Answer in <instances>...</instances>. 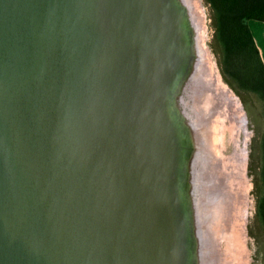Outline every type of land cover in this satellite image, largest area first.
<instances>
[{"label": "water", "instance_id": "obj_1", "mask_svg": "<svg viewBox=\"0 0 264 264\" xmlns=\"http://www.w3.org/2000/svg\"><path fill=\"white\" fill-rule=\"evenodd\" d=\"M209 61L198 0H0V264H217Z\"/></svg>", "mask_w": 264, "mask_h": 264}, {"label": "rangeland", "instance_id": "obj_2", "mask_svg": "<svg viewBox=\"0 0 264 264\" xmlns=\"http://www.w3.org/2000/svg\"><path fill=\"white\" fill-rule=\"evenodd\" d=\"M198 3L204 17V43L209 53V65L213 74L211 83L216 85L217 82H220L228 88L231 98H234L239 108L241 122L249 133L248 136H245V133L242 132L237 137L239 143L245 145L246 155L239 179L240 184L243 183V188L240 186L242 192L246 193V199L249 201L247 202L249 214H247L244 225H241L240 228L230 223L225 231L216 232L218 253L219 256L225 253L228 258L227 264H239L241 261H243L242 264H264V229L257 215L259 172L262 161L261 139L264 130L262 101L254 93L238 90L223 76L220 67L221 48L214 36L215 26L211 7L207 0H198ZM219 125L221 124L218 121L214 124L215 129L211 125V131L213 140L218 145L215 156L217 161L223 164L224 156L233 152L235 142L231 140L227 128L222 133L218 127L217 133L216 127ZM244 137L246 140L248 139L247 142ZM242 254H245L244 259L240 257Z\"/></svg>", "mask_w": 264, "mask_h": 264}, {"label": "bare ground", "instance_id": "obj_3", "mask_svg": "<svg viewBox=\"0 0 264 264\" xmlns=\"http://www.w3.org/2000/svg\"><path fill=\"white\" fill-rule=\"evenodd\" d=\"M209 69L212 80L213 74L210 65ZM211 80L206 84V90H202L203 102L200 104L201 108H203L204 115L209 118L210 126L212 125V128L214 127L215 129L214 124L218 121L221 125L216 127L217 133L218 127L222 133L227 128L231 140L235 142L233 152L224 156L222 164L220 161H217L215 156L218 145L213 140L214 159L212 160V166L208 169L209 178L207 180L210 183L205 187V196L206 199L213 200L214 228L216 232H220L225 231L230 223L240 228L241 225H244L248 216L247 214H249L247 207V202L249 201L246 199V193L242 192L241 187L243 188V183L240 184L239 179L246 155L245 145H241L237 138L242 132L245 133V136H248L249 133L241 122L239 108L234 98H231L228 88L220 82H217L215 87H212L211 84L213 83H211ZM242 243L244 242L242 241ZM240 257L244 259L245 254H242ZM225 258V253L220 256L218 253L217 264H227L228 258ZM241 262L239 264H242Z\"/></svg>", "mask_w": 264, "mask_h": 264}, {"label": "trees", "instance_id": "obj_4", "mask_svg": "<svg viewBox=\"0 0 264 264\" xmlns=\"http://www.w3.org/2000/svg\"><path fill=\"white\" fill-rule=\"evenodd\" d=\"M220 45V67L225 79L238 90L258 95L264 116V61L249 21H264V0H207ZM259 172L257 215L264 229V130Z\"/></svg>", "mask_w": 264, "mask_h": 264}, {"label": "crops", "instance_id": "obj_5", "mask_svg": "<svg viewBox=\"0 0 264 264\" xmlns=\"http://www.w3.org/2000/svg\"><path fill=\"white\" fill-rule=\"evenodd\" d=\"M249 24L264 61V21L252 19Z\"/></svg>", "mask_w": 264, "mask_h": 264}, {"label": "flooded vegetation", "instance_id": "obj_6", "mask_svg": "<svg viewBox=\"0 0 264 264\" xmlns=\"http://www.w3.org/2000/svg\"><path fill=\"white\" fill-rule=\"evenodd\" d=\"M213 85H214V83L212 84V87H215V85L214 86Z\"/></svg>", "mask_w": 264, "mask_h": 264}]
</instances>
